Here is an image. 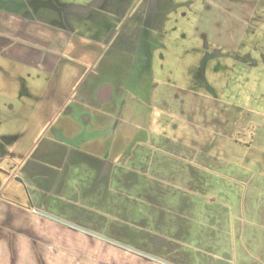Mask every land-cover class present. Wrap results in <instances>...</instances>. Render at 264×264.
<instances>
[{"label": "rangeland", "instance_id": "374dc122", "mask_svg": "<svg viewBox=\"0 0 264 264\" xmlns=\"http://www.w3.org/2000/svg\"><path fill=\"white\" fill-rule=\"evenodd\" d=\"M13 32L58 60L0 58L19 201L168 262L264 264V0H0L18 56Z\"/></svg>", "mask_w": 264, "mask_h": 264}, {"label": "crops", "instance_id": "0c3cea01", "mask_svg": "<svg viewBox=\"0 0 264 264\" xmlns=\"http://www.w3.org/2000/svg\"><path fill=\"white\" fill-rule=\"evenodd\" d=\"M6 178L0 173V186ZM1 187L0 264H163L37 213L47 208L19 201L24 194L14 184Z\"/></svg>", "mask_w": 264, "mask_h": 264}, {"label": "flooded vegetation", "instance_id": "af4514ba", "mask_svg": "<svg viewBox=\"0 0 264 264\" xmlns=\"http://www.w3.org/2000/svg\"><path fill=\"white\" fill-rule=\"evenodd\" d=\"M1 41H3V40H0V42ZM6 43L9 45L10 49H11V46H10V44H11L14 47V49L18 50V56H15L13 53H11L10 50H8V49L5 50L3 47L0 46V58L6 59L9 63L14 64L15 62H17V63H21V64H25V65H33V66H35L41 70H44L46 72L47 71L51 72L52 70L55 69L56 64H57L56 62L58 61L57 59H53L52 57H49L47 55L43 58H40V54L27 53L26 47H28V45H31V46L34 45L37 47H41V46L39 43H35V42L30 41L23 34H21L19 32L18 33L13 32L11 34V37L7 40ZM32 51L35 52L36 49H33ZM9 71H10V69L8 67H6L3 64H0V74L1 75L5 76V75L10 73ZM60 112L56 113L55 118H57V116L60 115ZM61 113H62L61 120L64 119L65 121L64 122L60 121L59 123H54L55 127L58 128L60 131L63 130V127L60 126L63 123L65 125L70 124V126H71L73 123L76 122V116L74 115L75 113H73V111H71L70 107H65ZM53 122L54 121H52V124H53ZM72 146H73L72 143L67 142L66 147H72ZM30 154H31V156H30ZM30 154H27L24 159L30 160V159H33L36 157L45 158L47 155L49 158H52V159L54 157H60L59 156L60 154H57V150L46 149V147L43 148L41 151H38V153L35 151L33 153H30ZM0 170H1V173H3V175H6V177H7L5 182L1 186H6L10 182V180H13L14 184L15 183L18 184L16 186H19V184L21 183L23 185V187L27 189V184H28V182L26 181L27 177L25 178V177H23V175L19 176L20 178L16 177V175H18V173H16L18 170L14 171V168H11L10 170L5 169V168L4 169L0 168ZM36 173H38V171ZM29 204H30V206L31 205L33 206L32 203H29ZM116 241H118V240H116ZM119 242H121V241H119ZM108 243H110V242H108ZM110 244H112V243H110ZM112 245H115V244H112ZM115 246H117V245H115ZM118 247H120V246H118Z\"/></svg>", "mask_w": 264, "mask_h": 264}, {"label": "water", "instance_id": "95a60500", "mask_svg": "<svg viewBox=\"0 0 264 264\" xmlns=\"http://www.w3.org/2000/svg\"><path fill=\"white\" fill-rule=\"evenodd\" d=\"M31 207H32V206H31ZM33 209H34V208H33ZM34 211H36L37 213H39V214H41V215H44V216H46V217H49V218H51V219H53V220H56V221H58V222H60V223H62V224H64V225H67V226H69V227H71V228H74V229H77V230L83 231V232H85V233H87V234H89V235H92V236H95V237L100 238V239H102V240L108 241V242H110V243H112V244H115V245H117V246H120V247H122V248H124V249H127V250H129V251H132V252H134V253H137V254H139V255H141V256H144V257H146V258H149V259H152V260L158 261V262L163 263V264H173V263L168 262V261H166V260H164V259H162V258L156 257V256H154V255H152V254H150V253L144 252V251L139 250V249H136V248H134V247H132V246H130V245H127V244L121 243V242L116 241V240H114V239H112V238H109V237H106V236H104V235H101V234H98V233H96V232H93V231H91V230H89V229H87V228H85V227H83V226H81V225L75 224V223H73V222H71V221L65 220V219L60 218V217H57V216H55V215L49 214V213L45 212L44 210H41V209H34Z\"/></svg>", "mask_w": 264, "mask_h": 264}]
</instances>
